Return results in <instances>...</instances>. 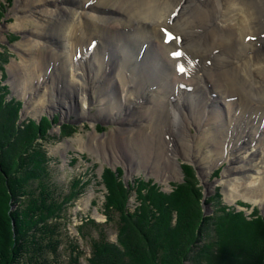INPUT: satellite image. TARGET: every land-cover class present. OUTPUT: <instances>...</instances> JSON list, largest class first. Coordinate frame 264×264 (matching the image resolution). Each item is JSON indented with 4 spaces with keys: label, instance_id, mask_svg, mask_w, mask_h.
Masks as SVG:
<instances>
[{
    "label": "bare ground",
    "instance_id": "6f19581e",
    "mask_svg": "<svg viewBox=\"0 0 264 264\" xmlns=\"http://www.w3.org/2000/svg\"><path fill=\"white\" fill-rule=\"evenodd\" d=\"M21 4L20 26L32 17L38 18L32 36L22 42L26 65L15 70L26 82L22 92L38 98L66 89L72 95L84 96L90 108V92L117 88L121 99L116 105L110 96L100 99L102 118L104 112L116 111L115 106L125 115L129 110L134 113L136 106L144 105L133 96L157 88L151 103L145 104V114L142 110L136 113L148 118L147 123L122 130L121 135L149 159L156 146L158 165L167 161V151L153 144L163 142L157 140L162 133L168 137L176 132L173 121L182 113L178 108L181 105L175 106L176 98L181 99L195 86L198 91L203 88L204 97L215 96L205 97L206 102L202 99L204 103L196 107L197 116L190 109L194 122L185 115L189 117L186 128L183 125L184 132L177 131L183 152L193 143L187 141L186 145L185 129L196 122L205 125L208 129L201 127V132L205 129L203 140L212 137V145L225 147L228 156H234V163L241 164L232 170L234 183L246 188L247 194L257 196L264 191V0H21ZM165 30L175 39L167 42ZM57 38L60 45L52 42ZM131 43L136 44L134 48ZM119 47L123 48L121 53L115 51ZM176 53L183 55L177 57ZM114 55L122 58L120 63ZM143 62L146 71L138 73L136 68ZM181 65L183 72L179 70ZM214 97L233 101L227 105L230 119L226 123L223 111L216 110L213 117L217 121L211 123L201 118L202 106L211 103L215 107ZM130 119L126 116L121 122L130 123ZM220 120L224 123L221 129L226 131L221 132L218 127L222 125L215 124ZM175 125L181 127L178 121ZM98 137L96 134L92 139Z\"/></svg>",
    "mask_w": 264,
    "mask_h": 264
},
{
    "label": "trees",
    "instance_id": "16d2710c",
    "mask_svg": "<svg viewBox=\"0 0 264 264\" xmlns=\"http://www.w3.org/2000/svg\"><path fill=\"white\" fill-rule=\"evenodd\" d=\"M7 91L0 90V264H65V248L68 264H83L82 259L87 264H264V218L256 210L247 216L222 205L219 195L209 201L215 214L205 217L188 166L184 182L173 185L171 193L153 180L129 190L121 182L122 170L106 169V222L87 218L77 228L90 257L72 239L65 246L68 211L92 180L72 174L67 188L54 182L44 147L51 118L19 123L22 104L9 100ZM133 188L138 205L132 210ZM111 227L116 242L109 238Z\"/></svg>",
    "mask_w": 264,
    "mask_h": 264
},
{
    "label": "rangeland",
    "instance_id": "374dc122",
    "mask_svg": "<svg viewBox=\"0 0 264 264\" xmlns=\"http://www.w3.org/2000/svg\"><path fill=\"white\" fill-rule=\"evenodd\" d=\"M21 5V0H0V90L2 88H8L9 91L7 92H9V96L7 98L9 100L15 99L22 104V110L19 114V123L29 119L40 121L43 117L51 118L53 124L45 140L46 142L44 141V147L48 151L50 158L53 180L58 186L67 188L72 174L78 176L87 175L85 176L86 180H92L87 191L68 211L70 224L66 227L67 230L64 231L65 246L68 239H72L78 242L87 253V256L90 257V247L87 242L79 236L77 228L82 225L83 221L87 218L94 219L98 223L106 222L103 207L106 201L107 190L102 181L106 169H112L114 172L122 170L121 182H123L124 186L129 190L131 187H137L138 189V186L140 185L141 187L142 183L153 180L154 184L159 185L161 190L166 193H171L174 190L173 185H179L184 182L186 178L184 168L188 166L193 170L195 184L202 193L201 206L205 217H210L215 214L216 207L214 203H210L209 201L212 198L214 200V197L219 195L222 197V205L232 208L236 210V212H244L247 216H252L256 210L257 212L255 215L264 218V191L260 190L257 196L255 194H247L249 191L246 188H240L234 183L233 177L236 175L234 172L232 173V170L234 167L241 164L234 163V156H228L225 147L222 148L220 145V148H217L216 145H212V137H209L210 140L207 142L203 140L202 133L205 129H208L207 126L198 125L199 123L195 121V125H189V127L185 129V134H187L185 140L186 145L188 144L187 141L193 143H191L192 147H187L186 152H183L184 149L181 145L183 142L180 137H177V131L182 133L183 125H185L186 128V120H189V117L194 122L195 118L193 114H191L190 109L193 108L197 116L196 109L201 107V102L207 97V94H205V97L203 96V88H201V92V90L199 89L200 91H198V87L195 86V88H191V91L187 92V95H182L181 99L180 97L176 98L175 106L177 104L178 106L181 105L178 108L182 113L175 117L173 122L175 124L177 121L180 122L181 125L179 126H181L182 129L174 124L173 126L176 132H173L172 136L170 134V136L165 137V133H162V136L160 135V137H157V140L160 139L163 142H156L157 144L153 145H161V149L165 152L167 151L166 154L168 156L167 161L162 160L158 165L156 164L159 161L156 157V146L155 151L153 150L155 154L149 159L147 155H143L140 148H135V146L132 147L133 145H129L130 143L123 141L121 135L124 130L136 129L142 124L147 123L148 118L142 119L144 115L136 116V113H140L142 110L145 114L147 102L150 101L151 103L153 92L156 91L157 88L155 89V87H153L150 88L149 91H143L138 97L133 96L138 104L144 105L143 107L136 106L133 110L134 113H132V110H129L128 115H125L124 112L120 111V107L115 106L116 111L108 114L104 112L102 118L99 117V113L104 106L100 102V99L105 100L110 96V99L113 100L114 105H116V102H120L119 100L121 99L120 94L116 90L117 88H113L110 92L104 93L100 89L95 93L93 91L90 92L87 96L90 102V108L84 103V96L78 94L72 95L66 89L62 91L58 90L51 94L47 93V95L41 94L40 96L38 95V98L31 93L22 92L26 82L20 79V72H15V70H17V67L22 69L26 65L24 59L26 53L25 50L21 48L22 42L25 40V37L32 36L31 34L37 28L38 18L32 17L26 21L25 24L20 26L18 20V17H20V10L18 7ZM52 42L58 45L61 44L60 38L54 39ZM135 45L132 44L130 47L134 48ZM119 48L115 49V51L118 50V52L121 53L123 48ZM134 53H136V51ZM130 56L133 57V55ZM113 59H115L117 63H120L119 61L122 60V58L116 57L115 55ZM146 67L147 65L143 62V65L136 68L137 72L146 71ZM213 96H215V94ZM213 96L209 95L207 98L211 99ZM41 97L44 98L40 100ZM215 99L217 100L215 107L211 103L206 105V107L202 106L204 116L201 118L207 123H211L212 121H217V119L213 117L215 111H223L222 113L227 115V118H225V115L222 117L224 118L223 121L226 123V120L230 119L229 113L226 114L229 111L227 105H232L231 102L233 101L214 97V101ZM204 101L206 102V100ZM129 108L132 107L129 106ZM84 111L86 115L82 116ZM186 114H189V117L185 116ZM126 116L131 117V124L121 122L125 120ZM55 118H58V120L54 121ZM215 124L222 125L224 123L220 120ZM228 125L229 123L227 126ZM65 126L73 130L65 132ZM223 126L224 125L218 127L221 132L226 131L221 129ZM201 127L205 128L202 129V132ZM155 131L157 132V129ZM214 131L217 132L216 129ZM96 134L99 137L93 140L92 138H94ZM221 137L223 139L224 136ZM164 139L166 142H164ZM167 143H169V146H167ZM250 149L253 151L256 150L254 148ZM260 149H262V147ZM261 151L263 152H261V156L264 158V150ZM145 156L147 158H145ZM74 159L78 160L76 165H72ZM177 164H179L180 168ZM87 171L89 174H86ZM257 176L258 174L255 175V177ZM134 191L136 190L133 188L129 204L132 210L138 205L136 202V193ZM241 203L246 204L248 207L241 206ZM107 229L110 240L116 242V230L113 227ZM61 256L64 263L68 264L69 252L66 248L61 252ZM81 262L87 264L86 259H82Z\"/></svg>",
    "mask_w": 264,
    "mask_h": 264
},
{
    "label": "snow or ice",
    "instance_id": "6c2138e0",
    "mask_svg": "<svg viewBox=\"0 0 264 264\" xmlns=\"http://www.w3.org/2000/svg\"><path fill=\"white\" fill-rule=\"evenodd\" d=\"M165 33H166V36L168 37V41H167V42H171V40H172V39H175V37L171 36V34H170V33H167V31H166V30H165ZM175 55H176L177 57H179V56H182V55H183V53H176ZM179 70H180L181 72H183V71H184V69H183V66H182V65L180 66Z\"/></svg>",
    "mask_w": 264,
    "mask_h": 264
}]
</instances>
